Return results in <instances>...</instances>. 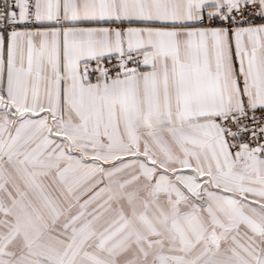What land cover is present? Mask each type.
Instances as JSON below:
<instances>
[{"label": "snow or ice", "instance_id": "1", "mask_svg": "<svg viewBox=\"0 0 264 264\" xmlns=\"http://www.w3.org/2000/svg\"><path fill=\"white\" fill-rule=\"evenodd\" d=\"M0 264H264V0H0Z\"/></svg>", "mask_w": 264, "mask_h": 264}]
</instances>
